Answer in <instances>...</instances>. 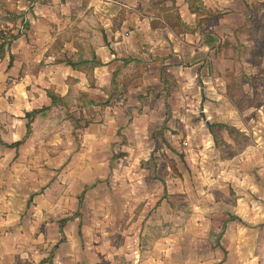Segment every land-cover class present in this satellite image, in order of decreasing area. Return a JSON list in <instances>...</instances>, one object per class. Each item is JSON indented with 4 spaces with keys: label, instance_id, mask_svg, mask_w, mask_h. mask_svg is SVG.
I'll list each match as a JSON object with an SVG mask.
<instances>
[{
    "label": "crops",
    "instance_id": "1",
    "mask_svg": "<svg viewBox=\"0 0 264 264\" xmlns=\"http://www.w3.org/2000/svg\"><path fill=\"white\" fill-rule=\"evenodd\" d=\"M261 2L0 0V27L27 24L10 31L17 36L0 54V264H264L258 226L234 223L218 241L216 201L206 194L176 228L173 199L153 193L136 169L163 106L152 91L171 93L168 107L200 105L172 90L216 88L222 69L208 59L221 58L225 38L240 39ZM68 57L102 64L73 69ZM127 58L147 69H117ZM114 80L123 96L101 106ZM45 107L26 134V113ZM258 198L261 206L234 204V214L260 217ZM192 218L204 220L193 227Z\"/></svg>",
    "mask_w": 264,
    "mask_h": 264
},
{
    "label": "rangeland",
    "instance_id": "2",
    "mask_svg": "<svg viewBox=\"0 0 264 264\" xmlns=\"http://www.w3.org/2000/svg\"><path fill=\"white\" fill-rule=\"evenodd\" d=\"M255 2V7L260 6ZM3 4L1 9H5ZM13 20L17 19L13 17ZM172 21L175 22L174 19ZM13 28L22 32L26 26L21 22ZM240 29L243 34L240 39L225 38L219 43L220 59H208L210 69H222L215 79L216 88L213 82H207V88L201 91L172 90L174 98L194 97L201 100L200 105L168 107L164 101L172 94L152 91V97L163 100V106L152 120L150 137L159 130L163 136H158L157 144L151 137L147 159L139 161L141 164H137L136 169L139 176L150 181L153 193L163 199H173L169 208L176 211V228L182 226L181 212L193 211L198 201L202 203L205 195L209 194L217 205V215L211 219L219 227L218 241L224 239L222 235L226 234L228 226L237 223L258 226L259 232L255 236L264 245V214L247 223L248 219L237 217L233 209L234 204L246 209L252 204L251 199H256L255 203L261 206L263 198L258 196L264 195V11L255 9L249 26ZM16 31L11 34L16 35ZM127 59L129 61L117 69L145 67H137L132 59ZM208 78L212 81L211 76ZM123 92L115 98H122ZM182 114H188L189 118ZM188 126L201 133H188ZM129 162L132 160L128 157L119 161L122 172ZM157 206L162 211L166 210V205L162 207L160 201ZM203 220L192 218V226L198 227ZM159 225L165 226L163 222ZM262 249L264 246L258 247L260 252Z\"/></svg>",
    "mask_w": 264,
    "mask_h": 264
},
{
    "label": "trees",
    "instance_id": "3",
    "mask_svg": "<svg viewBox=\"0 0 264 264\" xmlns=\"http://www.w3.org/2000/svg\"><path fill=\"white\" fill-rule=\"evenodd\" d=\"M21 22H23V20ZM23 24L25 26H27V24L25 22H23ZM4 28H6V27H4ZM4 28L0 29V39H2V41H0V54L2 52H4L5 47L7 45H9L10 42L17 36V35L11 34V32H10L13 29V27L7 28L8 30L6 31V33H4V31H3ZM64 61H65L66 65L70 66L73 69H80L82 66H85V65H87L89 63H92V65H101L102 64L101 61L97 60V59H95V60H93V59L92 60L91 59H78V60H75V59H73L71 57H68V58L64 59ZM113 82H114V85L112 86V89L107 93V98L106 99H101L99 101V104L101 106L108 105L110 102H112L114 100H118V99H116L117 98L116 95L121 93V92H123V89L120 88L117 85V83H115V80ZM120 95L121 94H119V96ZM54 98L55 97L52 96V99H54ZM44 109H46V107L42 108V109H36V110H33L31 112H27L26 113V116H25V118H26V122H25L26 134H28L30 132V124H31V122L33 120L34 115L36 113L44 110ZM158 136H160V137L163 136L162 130L155 131L154 133L151 134V137H152L154 143H156V144L158 143ZM23 138H21L20 140L15 141L13 143H10L9 146H18L22 142ZM142 164H145V163L142 162ZM228 218H233V217L229 216ZM224 225H225V223H224Z\"/></svg>",
    "mask_w": 264,
    "mask_h": 264
}]
</instances>
